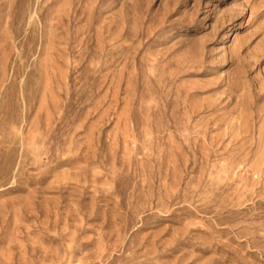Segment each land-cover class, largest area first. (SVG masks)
<instances>
[{"label":"rangeland","instance_id":"1","mask_svg":"<svg viewBox=\"0 0 264 264\" xmlns=\"http://www.w3.org/2000/svg\"><path fill=\"white\" fill-rule=\"evenodd\" d=\"M0 264H264V0H0Z\"/></svg>","mask_w":264,"mask_h":264}]
</instances>
